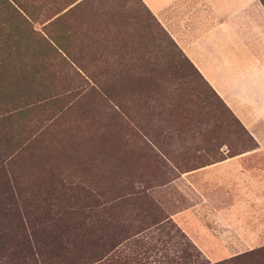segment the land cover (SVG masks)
<instances>
[{
    "label": "rangeland",
    "instance_id": "374dc122",
    "mask_svg": "<svg viewBox=\"0 0 264 264\" xmlns=\"http://www.w3.org/2000/svg\"><path fill=\"white\" fill-rule=\"evenodd\" d=\"M29 2L42 5L31 26L56 20L74 59L108 91L82 95L33 40L0 44V160L13 156L4 188L38 196L33 217L63 212L62 256L202 264L263 246L264 150L142 0ZM19 58L27 66L16 76ZM1 253L15 256L10 241Z\"/></svg>",
    "mask_w": 264,
    "mask_h": 264
},
{
    "label": "crops",
    "instance_id": "0c3cea01",
    "mask_svg": "<svg viewBox=\"0 0 264 264\" xmlns=\"http://www.w3.org/2000/svg\"><path fill=\"white\" fill-rule=\"evenodd\" d=\"M264 150V6L260 0H142ZM235 255L214 257L209 263Z\"/></svg>",
    "mask_w": 264,
    "mask_h": 264
},
{
    "label": "trees",
    "instance_id": "16d2710c",
    "mask_svg": "<svg viewBox=\"0 0 264 264\" xmlns=\"http://www.w3.org/2000/svg\"><path fill=\"white\" fill-rule=\"evenodd\" d=\"M29 1L0 0V17L2 16L0 19V34L3 32L6 36L5 38H0V44L16 46L20 42L31 44L32 40L35 41L39 46L45 47L50 54L54 66L57 65L60 70L67 68L68 71L66 72H71L72 77L81 83L82 95H100L106 99L108 91L104 80H100L93 72H87L78 64L77 59H74V52L68 49V44L65 41L68 39V36H64L63 32L56 30V20L47 21L41 32L31 26L30 19L34 10H37L42 5L30 3ZM260 1L264 6V0ZM47 10L48 8L44 12ZM0 51L2 50L0 49ZM12 51L17 52L20 50L15 48ZM100 56L101 54L99 53L97 58H100ZM69 62L75 68L69 65ZM26 63L24 59L21 60L19 58L16 63L12 64L17 69L14 72H18L16 76L23 74L26 70ZM29 63L33 68V63ZM29 74L34 77L35 72H29ZM25 76L28 77L29 75L26 74ZM208 86L215 93L209 84ZM220 100L222 101L221 98ZM24 148L26 149V147L20 146V149L16 152L19 153ZM12 161L13 156L0 160V264H5L6 261L9 264H74L75 260L73 258L62 256L64 251L62 252L61 250H65L66 244H70L66 241V244L63 242V234L66 233L68 227L62 228V226H59V222L63 219V212H53L52 207L49 206L45 211V216L33 217L32 208L37 205L29 206V204L39 203L38 196L29 195L23 200L19 192L13 190L11 187L8 191L5 190L4 187L10 183L11 174L13 173L10 170ZM7 192L8 194L6 195ZM48 199L45 198V200ZM38 208H41L40 205ZM79 227H75L74 229H78ZM8 241L11 242L12 255L15 256L4 260L1 251L5 249V244ZM41 248H44L43 250L45 251L39 252ZM33 255H38V258ZM42 255L46 256L42 257ZM202 264H264V245L236 254L228 260Z\"/></svg>",
    "mask_w": 264,
    "mask_h": 264
}]
</instances>
